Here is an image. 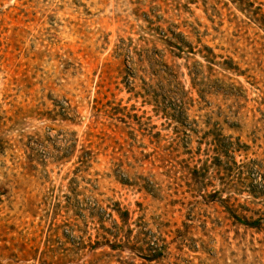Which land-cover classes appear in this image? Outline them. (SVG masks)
<instances>
[{
	"label": "rangeland",
	"instance_id": "1",
	"mask_svg": "<svg viewBox=\"0 0 264 264\" xmlns=\"http://www.w3.org/2000/svg\"><path fill=\"white\" fill-rule=\"evenodd\" d=\"M263 29L264 0H0V264H59L63 255L90 264L74 247L105 235L89 218L94 207L128 211L143 248L97 250L102 264H264V198L234 194L256 173L264 179V164L212 181L213 199L192 198L180 180L168 187L149 163L120 173L136 165L132 155L153 151L142 138L150 131L160 147L187 143L178 161L192 165L213 161L212 131L240 147L222 163L264 160ZM171 33L186 46L171 47ZM141 87L173 109L189 104L184 134L134 97ZM107 103L125 108L122 122L108 118ZM148 174L157 199L115 180ZM150 248L158 261H145Z\"/></svg>",
	"mask_w": 264,
	"mask_h": 264
},
{
	"label": "trees",
	"instance_id": "2",
	"mask_svg": "<svg viewBox=\"0 0 264 264\" xmlns=\"http://www.w3.org/2000/svg\"><path fill=\"white\" fill-rule=\"evenodd\" d=\"M264 31V29H263ZM172 34V39L174 40L173 42H169L171 44L170 46L180 50V47H178L177 44H181L182 46H186L187 43H184L183 39H181L180 34ZM176 41V43H175ZM205 50L210 53V49L205 48ZM192 53V52H190ZM225 71H231L233 70L231 67H227L223 69ZM159 78V77H157ZM144 84V82H143ZM141 92L135 93L134 97L135 98H142L144 101L143 103L148 106H152V112L153 115L157 119L164 120L165 123L170 127V125H176L178 128H175V134L178 133H183V129L187 130L188 128V119L189 117L186 115L188 112V106L186 103L181 100L180 105L176 106V109H173L171 107H168L167 103L164 100L163 95L159 94L157 90L148 88L144 89V87H141ZM128 93H133V89L127 88ZM225 96H229L228 93L224 94ZM148 101H146V100ZM262 104V103H261ZM260 104V105H261ZM111 106L105 105L104 108ZM125 108L119 109V108H111L109 110H105V114L108 115V118L114 119L118 118L120 122H122V118L117 117L118 115L122 114L121 112L124 111ZM123 115V114H122ZM124 116V115H123ZM128 119H131L129 115H125ZM169 122V123H168ZM124 123V122H123ZM156 128V127H153ZM190 132H193L192 130ZM206 137H210L211 140L213 141L214 145V154L215 157H213V161L209 162L205 161L202 165L195 164L192 165V162H189L188 160H181L178 161L180 154H178V151L180 148L183 150L182 155H189L187 153L188 151L184 147L187 145V143L184 144V146L180 145V142L175 143V145L169 144L168 146L165 147H160L161 143V138H160V133H155L152 134V131H150L147 135L142 134V138L148 137L149 142L151 145L155 146L153 148V151L150 154H143L140 152V158H136L134 155H132V159L134 163H136L135 166H129L127 165L126 168H128L125 171H121L122 166H123V158L125 160L128 159L127 155L124 153L121 155V158H118L117 160L119 161V171H121V174L128 175L130 172H132L134 169H142L144 164H151V170L153 169H162L165 170V181L168 183V187H171V185L176 184L178 180L181 182L185 183V186L188 188V192L190 193L192 198H200V199H213L214 194L212 195L211 193H207L208 188L212 187V181L215 180H220L222 178L221 176L224 174L225 176L230 175L233 170L237 171L238 175H242L243 171L250 173L254 171L255 173L258 172L257 169H260L261 165L264 164V160H262L259 163H255V161H250L249 163H240L237 164L235 161H229L222 163L220 158L226 159V161L230 158L229 157V152L231 149H228L227 146H224L223 143L221 142V135L216 134V131L212 132H207ZM126 143V141H124ZM114 146L118 147V150L122 149V144L119 143L118 141H114ZM240 147L236 145V148H232L231 152H236L237 149ZM131 152V151H129ZM238 152V151H237ZM85 156H90L88 155L87 152H83V155L78 158L77 164H79L80 168L81 166H85L86 162L88 161H83L86 157ZM153 157L154 161H150V158ZM155 162H157V165H155ZM138 164V165H137ZM80 168H77L76 172H73V175L76 176L77 172H80ZM210 169H213L212 172ZM211 172V176H209V173ZM258 176L259 181L257 179H249L248 186L246 187L247 191H241V190H236L234 194L240 195V194H247L248 196L254 198V199H261L264 198V179L260 175V173H256ZM154 176L148 174L147 178H143L141 176H136L134 177L133 181H130L129 177L125 180L119 178L116 176V181L122 185L123 187H131L137 189V192L143 193L147 196H150L151 198L157 199L156 195V189L153 187V183H151L152 179ZM260 188V191H259ZM158 192H161L160 190L157 189ZM3 188L0 187V195H2ZM100 208L94 207L91 212L94 211V213H89V218L91 219H96L97 223L100 226V230L102 232L109 236L111 240H108L105 235H99L98 233L95 236V240L92 241L91 237L89 236L87 239V243H84L83 240L82 242L78 243L77 247H74V251L78 252H86L89 256L92 257L90 264H102L101 259L97 258L98 256L96 255L97 250H103L105 247H107L111 252H116L118 254H121L125 251H128L129 253L134 254L135 256H138L137 254L143 252V248L139 246V234L134 233V229H130L128 227L129 225V220H130V214L128 211H120L119 209H111V213L107 214L106 212L103 211L99 213ZM113 214H115L119 220V223L113 219ZM107 216L108 218H105L104 216ZM111 221V228L106 229L103 227V223ZM233 224H238L244 226L246 229H253L257 228L256 225H251L249 223H246V221H239L237 218L233 219ZM257 224V223H256ZM70 231V229H68ZM67 230V232H68ZM74 232V231H71ZM84 238V236H83ZM102 239L100 241L99 239ZM48 240H51V237L48 238ZM51 242V241H50ZM146 246L150 247V243H146ZM5 251H7V248H4ZM151 248L147 251L148 255L144 258L145 261L148 263L158 261L159 260V254L151 253ZM102 253V252H101ZM103 255V254H102ZM68 255H63L62 257L59 258V264H65L67 262L66 260L68 259Z\"/></svg>",
	"mask_w": 264,
	"mask_h": 264
}]
</instances>
